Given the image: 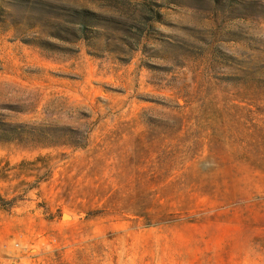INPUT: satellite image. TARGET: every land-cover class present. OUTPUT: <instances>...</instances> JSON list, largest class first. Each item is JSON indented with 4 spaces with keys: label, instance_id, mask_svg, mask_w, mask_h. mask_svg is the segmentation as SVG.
<instances>
[{
    "label": "rangeland",
    "instance_id": "rangeland-1",
    "mask_svg": "<svg viewBox=\"0 0 264 264\" xmlns=\"http://www.w3.org/2000/svg\"><path fill=\"white\" fill-rule=\"evenodd\" d=\"M0 264H264V0H0Z\"/></svg>",
    "mask_w": 264,
    "mask_h": 264
}]
</instances>
